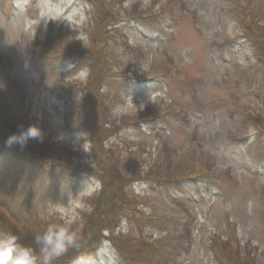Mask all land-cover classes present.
Segmentation results:
<instances>
[{
  "label": "rangeland",
  "instance_id": "obj_1",
  "mask_svg": "<svg viewBox=\"0 0 264 264\" xmlns=\"http://www.w3.org/2000/svg\"><path fill=\"white\" fill-rule=\"evenodd\" d=\"M263 23L264 0H0V234L38 250L68 220L101 264H264Z\"/></svg>",
  "mask_w": 264,
  "mask_h": 264
},
{
  "label": "clouds",
  "instance_id": "obj_2",
  "mask_svg": "<svg viewBox=\"0 0 264 264\" xmlns=\"http://www.w3.org/2000/svg\"><path fill=\"white\" fill-rule=\"evenodd\" d=\"M42 139L41 129L29 126L10 135L6 143L8 146L17 144L23 148L29 141ZM71 224L72 222L68 220L62 223H49L46 229L35 237L38 250L20 243L16 234H0V264H54V261L69 250L78 253L73 257L71 264H101L103 251L98 249L92 254L82 250L84 245Z\"/></svg>",
  "mask_w": 264,
  "mask_h": 264
},
{
  "label": "trees",
  "instance_id": "obj_3",
  "mask_svg": "<svg viewBox=\"0 0 264 264\" xmlns=\"http://www.w3.org/2000/svg\"><path fill=\"white\" fill-rule=\"evenodd\" d=\"M98 39L96 38V36H92L91 37V45L93 46V48L95 49V50H99L100 48H98V47H100L99 45H98ZM104 47H106V46H104ZM98 48V49H97ZM101 50V49H100ZM102 51H103V48H102ZM97 131H99V130H95V128H94V142H95V135H96V132ZM92 134H93V130H92ZM104 135H106V133H104ZM107 137H105L104 138V140L106 139ZM103 141V140H102ZM101 141V142H102Z\"/></svg>",
  "mask_w": 264,
  "mask_h": 264
}]
</instances>
